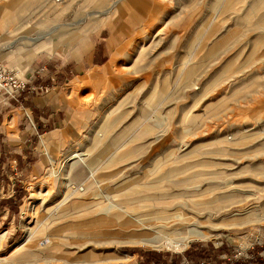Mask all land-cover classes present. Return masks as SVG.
<instances>
[{
  "label": "rangeland",
  "instance_id": "1",
  "mask_svg": "<svg viewBox=\"0 0 264 264\" xmlns=\"http://www.w3.org/2000/svg\"><path fill=\"white\" fill-rule=\"evenodd\" d=\"M115 2L0 0V60L28 69L15 97L0 91V264H44L31 253L97 204L211 217L179 228L210 235L183 251L113 246L119 264H183L194 245L201 262L247 261L264 234V0H126L133 14H108ZM64 180L94 187L65 193ZM95 229L121 240L132 227Z\"/></svg>",
  "mask_w": 264,
  "mask_h": 264
},
{
  "label": "bare ground",
  "instance_id": "2",
  "mask_svg": "<svg viewBox=\"0 0 264 264\" xmlns=\"http://www.w3.org/2000/svg\"><path fill=\"white\" fill-rule=\"evenodd\" d=\"M117 1L118 2H115L117 8L113 10L114 14L117 13L118 10H121L125 14H133L134 10L128 6L126 0ZM153 19L154 17L152 15L148 21L149 25L152 23ZM84 190L89 192L88 187L79 188L78 191L74 187H69V192L72 193L77 191V193L82 194ZM40 196L41 195H38V197ZM83 205L84 204H81L79 206ZM99 205L100 204L93 206L94 209L90 212V214L99 216L98 218L89 221H82L78 217H70L68 225L57 232L58 235L66 233L68 237L65 239L58 237L57 234H54L50 229L43 227L36 228V231L38 230L37 233H45V236L47 235L49 237H52L51 234L56 236L54 238L46 239L45 244H41L37 252L33 251L31 256L34 259L46 256L44 261H41L44 264H119L127 261L129 257L112 254V247L117 244L147 245L154 248H167L183 251L189 247V243L193 240H205L210 238L208 233L197 229L190 230L187 234L179 233V228L182 226L193 228L197 225H204L206 222L212 223L211 217L206 221H203L204 219H201L200 215L198 216V213L196 217L189 218L181 211L174 212L175 214H172L173 212L169 214L164 210L155 211V209L148 213H142L139 217L128 218V216H125L126 212L125 214L116 212V207L114 205H111L104 210L100 209L98 207ZM60 206L61 205H58V207ZM38 210L39 209L35 210L34 215L40 220L42 216L39 215ZM89 210L90 207L87 208L85 214H87ZM194 210L198 209L194 208ZM108 224H118L124 228L132 227V229L131 232L123 236V239L121 240L118 239L121 234L120 231L115 232L105 229L93 230V227L98 229V227ZM90 225L92 226L90 227ZM81 226L82 229L79 230L78 228ZM39 229L42 230L40 231ZM154 234L157 235L154 236ZM27 245L33 246L31 238L26 240V245L23 244V246L21 245L22 247H18L13 255L19 252L22 253L21 251L25 249Z\"/></svg>",
  "mask_w": 264,
  "mask_h": 264
},
{
  "label": "built area",
  "instance_id": "3",
  "mask_svg": "<svg viewBox=\"0 0 264 264\" xmlns=\"http://www.w3.org/2000/svg\"><path fill=\"white\" fill-rule=\"evenodd\" d=\"M26 82L22 81L18 70L11 68L0 60V91L15 97L16 93L24 89ZM250 247L256 251L253 257H248V260L242 262H236L232 264H264V234L259 236L254 242L250 244ZM257 247H261L259 250ZM239 256H244V253H239ZM241 258V257H238ZM183 264H195L187 260ZM196 264H209V262L202 261Z\"/></svg>",
  "mask_w": 264,
  "mask_h": 264
},
{
  "label": "crops",
  "instance_id": "4",
  "mask_svg": "<svg viewBox=\"0 0 264 264\" xmlns=\"http://www.w3.org/2000/svg\"><path fill=\"white\" fill-rule=\"evenodd\" d=\"M88 1H90V0H88ZM112 8H115L116 9V7H112ZM110 9V11L109 12H107L108 14L109 13H111L113 10H115V9ZM133 9V8H132ZM26 11V10H25ZM24 11V12H25ZM119 13L121 14V13H123L121 10L119 11ZM124 15H126L125 13H123ZM94 19V18H93ZM107 19H109V17H107V18H105L104 17V20H99V23H105L106 22V20ZM100 34V33H99ZM51 46V43H49V42H45L44 44H41L40 46H38L37 47V50L33 53V57H34V55H36V53H38V52H40V51H42V50H45V49H48L49 47ZM81 47H82V49H86V51H89L90 50V48H91V44H90V39H89V37H87L86 39H84L83 41H82V44H81ZM97 53H99V50H98V52ZM96 57V54L94 55V57L93 58H95ZM97 58V57H96ZM22 70H24V68L22 69ZM28 70V69H27ZM27 70L25 69V71L27 72ZM25 72V73H26ZM19 73H21V71L19 72ZM25 73H24V75H25ZM21 75V74H20ZM24 75H21L22 77H24ZM96 75H94L93 77H95ZM95 78H97V77H95ZM37 99H38V101H37V104L36 105H39L42 101H43V99L42 98H40V97H37ZM39 106H41V105H39ZM72 126H70V128H71ZM76 155H79V156H76ZM76 159H78V160H83V155L81 154V153H79V152H75V153H73L71 156H70V159L69 160H76ZM50 160H51V162H54V159L52 158V157H50ZM72 185H74L70 180H64V181H62L61 183H60V186H61V188L64 190L63 192H67L68 190H69V187H73ZM82 186H86V187H88L89 188V192L93 189V184L92 183H90V184H85V185H82ZM54 188V187H53ZM95 196H100V191H101V187H98L97 189H95ZM73 194V193H72ZM76 194V193H75ZM76 196H78V195H76ZM81 197V196H80Z\"/></svg>",
  "mask_w": 264,
  "mask_h": 264
},
{
  "label": "trees",
  "instance_id": "5",
  "mask_svg": "<svg viewBox=\"0 0 264 264\" xmlns=\"http://www.w3.org/2000/svg\"><path fill=\"white\" fill-rule=\"evenodd\" d=\"M261 247H257V249L259 250ZM138 252V251H136ZM227 253H230L227 252ZM186 256V260L191 262V263H195L194 261H198L201 262L200 260H208L209 258V254H208V250L204 249L203 247L200 248H196V245H194L191 249L187 250L185 253ZM151 260L155 261L156 264H165L161 257H157V255H151ZM150 260H149V264H150Z\"/></svg>",
  "mask_w": 264,
  "mask_h": 264
}]
</instances>
